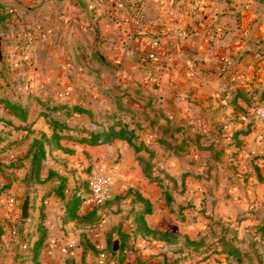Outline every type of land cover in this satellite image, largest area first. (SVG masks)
<instances>
[{
    "label": "crops",
    "instance_id": "0c3cea01",
    "mask_svg": "<svg viewBox=\"0 0 264 264\" xmlns=\"http://www.w3.org/2000/svg\"><path fill=\"white\" fill-rule=\"evenodd\" d=\"M27 28L36 39L23 46ZM0 34L7 66L22 65L23 79H32L26 94L48 101L61 92L55 101L90 112L59 107L54 115L32 104L21 121L0 106L9 119L0 121V264H225L184 245L186 238L212 236L213 225L216 234L224 227L251 240L244 251H255L264 224V126L257 114L264 106V0H0ZM15 88L11 83L7 94ZM40 111L65 121L73 136L105 128L115 115L134 128L152 155L123 139L89 145L65 138L60 145L73 152L47 149L40 175L72 169L78 179L89 163L93 173L103 168L113 179L110 200L126 190L128 208L141 210L144 202L131 200L140 195L150 207L147 227L177 241L142 235L125 209L103 213L94 226L81 223L64 215V202L53 194L21 219L16 207L31 167L27 152L50 132ZM93 207L88 200L79 212ZM115 235L117 252L108 248Z\"/></svg>",
    "mask_w": 264,
    "mask_h": 264
},
{
    "label": "rangeland",
    "instance_id": "374dc122",
    "mask_svg": "<svg viewBox=\"0 0 264 264\" xmlns=\"http://www.w3.org/2000/svg\"><path fill=\"white\" fill-rule=\"evenodd\" d=\"M30 30L33 31L32 28H30ZM35 37V34H34ZM36 38H34L35 41ZM33 41V43H34ZM32 43V44H33ZM23 46H25L23 44ZM13 66V65H12ZM32 64H30V68H31ZM43 64H37L36 67L38 69V72L40 73V70ZM20 68V69H19ZM27 68V66H26ZM19 69V70H18ZM24 68L22 67V65L19 67L16 66L14 68H10V66H6L1 68L0 70V89L2 90L0 92V106H3L5 109H7L15 118H17L18 120L21 121H26L27 117H28V110L29 107L32 104H35L36 106L38 105H47L48 109H51L52 113L54 114L55 109L62 107V108H66L68 110V112L66 113H75L72 111V107L73 106H78V105H67V104H63L60 103L59 101H55V99H59L62 98L61 96V92H58L57 97L55 99L53 98H49L48 101H46L47 99H42V96L40 95H30V94H26L25 90L27 87L31 86V80H24ZM16 76V80H13L12 78ZM20 77V78H19ZM27 78V77H26ZM10 79V81L8 80ZM20 79V80H19ZM81 80H85V81H90V79L88 78H80ZM39 81H32L33 85H37ZM11 83L15 84V93L16 94H11L8 95L7 94V87H11ZM59 85V83H58ZM52 101V102H51ZM52 104H51V103ZM54 102V103H53ZM58 102V103H56ZM9 104H12L14 108H9ZM41 116L43 117V119L46 120V123L48 124V128L50 129V132L47 134L46 132H43L42 136L40 138L35 139L36 143L33 146L32 152H31V157H30V171L29 174L26 176L25 179L21 180V183L18 185V204L16 207L17 208L21 205L22 199L24 198L25 192L28 190L29 194H30V207H29V216H30V210L31 209H36L39 207V205H37V202L39 201V199L41 200L42 198H45L49 195H54L56 196L58 199H62L59 197L58 193H61L62 197L64 199H62V201L64 202V200H69L71 199L73 196H78L79 197V202H78V208H77V212L81 215H85L82 214L81 212H79L81 205L88 201L89 198V187H88V181L89 178L92 176L93 174V164L89 163L86 167H84L82 173L84 174V176L82 178H80V176L78 177V179H75V174L76 172L72 169H69L67 171V173H69V175H65L63 173L57 172L55 170L50 169L48 171V174L46 176H41L40 175V170L39 173L36 175L35 171H34V166H35V159L33 157V155L38 153V149L40 148L42 150V152L45 154L46 156V150H56L57 148H60L61 150H63L64 153H72L73 150H71L68 147H63L60 145L59 140L56 138V134L58 136H62V134H70L68 133V128H64V126H68V124L65 121H61L60 119H58L57 117H55L54 115H52L50 112H46V111H40ZM77 113V112H76ZM23 114H25V117L23 118ZM0 118H3L5 120H9L7 119V117H5V115L0 114ZM52 121H57L58 125H53ZM115 121V119H114ZM26 125H24L25 127ZM54 126V127H53ZM21 127V126H20ZM102 128H97L95 131H99ZM57 131V133H55ZM65 132V133H64ZM85 134V132L83 133ZM49 135V136H48ZM65 139V138H62ZM57 142L59 144V146L57 145ZM90 145V144H89ZM45 159V157H44ZM119 157L116 158V160H114V165L115 163H119ZM42 162V161H41ZM60 164H65L66 167V160L61 159L60 160ZM98 164V163H97ZM146 164V163H145ZM41 165V163H40ZM146 167V166H145ZM148 168V166H147ZM73 176V183H72V179L71 177ZM7 178L9 177L8 175L6 176ZM119 179V178H118ZM118 179L115 183H118ZM131 193L130 192H126L125 190V194L122 195V193H119V195H117L115 198L107 201L105 204L103 205H98V206H94L93 207V212H95L94 216L91 217L90 221H86L83 222L84 224H88L90 226H94L97 223H99L101 215L104 213L106 215H108L109 213H117V211L119 212L121 209H125V211L127 212L128 215L130 214H134L136 212V210L134 209V205L128 208V205H132V202L130 203L128 201L129 199V195ZM15 200V199H14ZM131 200L136 201V198H131ZM90 201V200H89ZM116 204V207H112L111 205L109 206V204ZM122 205V207L120 206ZM108 208V209H106ZM41 209V208H40ZM39 209V210H40ZM20 210V207H19ZM91 211V210H90ZM89 211V212H90ZM88 212V213H89ZM20 213V212H19ZM41 212L39 211V214ZM63 213L65 214V210L63 211ZM87 214V213H86ZM103 216V215H102ZM82 223V222H81ZM218 230H220V233H217V229H215V226L213 225L211 230L212 232V236H208L205 239H197V246L198 248H203L204 250H206L208 252V254L206 256H202V259L204 258H210V261H214L219 263V261L222 259H224L225 262L230 261L231 259V264H264V239H261V241H255L254 244H252L254 246V250L255 251H250L248 253V251H244V249L246 248V246L250 247L251 245V240L249 239H238L235 237L234 233L227 229V228H220L217 227ZM185 246H187L186 244H184ZM258 247H255L257 246ZM233 248H237L238 250H242L244 252H246L245 254H238V255H234L231 254L230 256H226V255H221L217 252L222 251V250H226V251H230ZM214 252H216L214 254ZM239 260V262H238Z\"/></svg>",
    "mask_w": 264,
    "mask_h": 264
},
{
    "label": "trees",
    "instance_id": "16d2710c",
    "mask_svg": "<svg viewBox=\"0 0 264 264\" xmlns=\"http://www.w3.org/2000/svg\"><path fill=\"white\" fill-rule=\"evenodd\" d=\"M9 108H11V110H12V108H14V107L12 104H9ZM72 111L75 113L76 112L77 113H87V114L90 113L89 110H87L86 108L81 107V106H73ZM22 117L24 118L25 114H23ZM113 117L116 118L115 121L111 125H109L105 128H102L99 131H88L87 132L86 130L82 129L81 133L87 132V135L86 134H81V135L79 134L78 136H73L72 134H62V136H58L56 134V138L58 140H60L62 138L74 139V140H77L79 142H84V143H87L90 145H99L102 143L113 141L115 139H123V140H126L131 146H133L135 151L145 150V151L149 152L150 155H152V152L145 146L144 143L137 142V136L135 134L134 128H130L128 126V124H126L125 122H122L121 119L116 117V115ZM0 121L7 122L8 120L0 118ZM52 123H53V125L56 124V125L60 126L57 121H52ZM64 128H68V130L71 129V127H69V126H64ZM55 133H57V131ZM35 143H36V140L34 139L31 143V146H30L28 152H27V157L31 156V152H32V149H33V146ZM57 145L59 146L58 142H57ZM38 150H39L38 153L33 155L34 159L36 158L35 159V166H34V171H35L36 175L39 173L40 163L45 157V154L42 152V150L40 148ZM143 163L146 167L151 166L149 161L144 160ZM19 164H20V161L17 160L16 165L18 166ZM12 165H14V162L9 163L7 166L11 167ZM58 195L60 198L64 199L62 197L61 193H58ZM135 198L137 200H141L144 202V208L141 210H136V212L134 213V219H135V222L137 224V231H139L142 235L143 234H151L153 237L161 239V240H165L169 243L176 242L177 238L175 236H173L172 234L167 233V232L163 233V232H159V231H154V230H151L150 228L147 227L145 219H144V214L150 212L149 203L145 202L144 199L138 194L135 196ZM78 202H79L78 196H73L71 199L66 200V201L64 200V207H65L64 208V210H65L64 215L68 218L76 219L77 221L82 222V223L86 222L88 220L90 221L91 217L94 216V214H95V212H93L94 209H92L89 213H87L85 215H81L77 212ZM0 228H1V224H0ZM257 232L260 234L261 239H264V224L258 226ZM41 241H42V236H40L38 238L37 243H40ZM185 244L187 246H192L194 249H198L196 240H190V239L186 238ZM108 248H109V250H111L110 240L108 242ZM221 252H223L224 255H226V256H228V255L230 256L231 254H234V255L245 254L244 251H242V250L240 251L237 248H233L230 251L222 250ZM231 260L228 262H225V264H231ZM238 262H239V260H238ZM232 264H234V263H232Z\"/></svg>",
    "mask_w": 264,
    "mask_h": 264
},
{
    "label": "built area",
    "instance_id": "2783aa9c",
    "mask_svg": "<svg viewBox=\"0 0 264 264\" xmlns=\"http://www.w3.org/2000/svg\"><path fill=\"white\" fill-rule=\"evenodd\" d=\"M6 12L12 16L16 20L21 19V14L18 10L12 7H8ZM34 32L30 30V28L25 29L24 31V45H30L34 41ZM148 59H154L155 56L153 53H149L147 55ZM258 117L264 126V106L258 109ZM113 179L112 175L106 171L105 169L101 168L97 172H94L92 176L89 178L88 187H89V200L94 206L103 205L111 198V187H112ZM8 202L13 204L14 198H9ZM10 233L13 236L18 234L16 228H12ZM102 257L105 256L104 253L101 254Z\"/></svg>",
    "mask_w": 264,
    "mask_h": 264
},
{
    "label": "water",
    "instance_id": "95a60500",
    "mask_svg": "<svg viewBox=\"0 0 264 264\" xmlns=\"http://www.w3.org/2000/svg\"><path fill=\"white\" fill-rule=\"evenodd\" d=\"M79 1L81 4H83V0H79ZM3 44H4V36L0 34V64L2 68L6 66V61L3 52ZM29 207H30V194L29 191L27 190L20 205L21 219H27L29 217ZM119 247H120L119 237L115 235L112 239L111 249L112 251L117 252L119 250Z\"/></svg>",
    "mask_w": 264,
    "mask_h": 264
}]
</instances>
